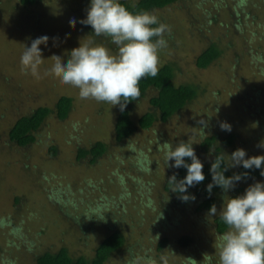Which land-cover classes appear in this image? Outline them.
Listing matches in <instances>:
<instances>
[{"label": "rangeland", "instance_id": "obj_1", "mask_svg": "<svg viewBox=\"0 0 264 264\" xmlns=\"http://www.w3.org/2000/svg\"><path fill=\"white\" fill-rule=\"evenodd\" d=\"M88 6L89 0H42L29 7L0 0V264H35L38 255L62 248L73 258H91L110 228L119 229L126 241L106 264H218L215 217L197 212L194 200L177 205L166 192L176 168L164 162L165 151L168 143L181 142L200 149L203 138L233 132L247 156L264 155L263 138L256 133L264 125V0H180L151 11L170 28L164 38L171 43L159 50V63H175L174 83L196 85L198 93L166 122L141 129L139 118L156 113L149 103L156 92L149 90L131 104L138 128L121 144L113 130L119 106L81 99L78 89L51 70L53 52L67 58L79 43L94 41L116 51L111 39L85 33L79 21ZM45 32L43 60L35 74L25 72L24 46ZM210 45L222 53L207 68H197L196 58ZM63 96L74 100L65 121L53 113L35 133L34 144L21 148L10 142L20 117L54 109ZM222 122L231 125L230 132L221 129ZM98 140L108 151L96 164L90 165L91 157L78 161L79 148ZM224 151L229 161L232 148ZM257 181L264 182L242 185ZM238 185L215 205L217 216ZM183 236L192 237V244L180 246Z\"/></svg>", "mask_w": 264, "mask_h": 264}, {"label": "clouds", "instance_id": "obj_2", "mask_svg": "<svg viewBox=\"0 0 264 264\" xmlns=\"http://www.w3.org/2000/svg\"><path fill=\"white\" fill-rule=\"evenodd\" d=\"M75 24L76 18L70 17ZM90 25L96 36H106L116 46L113 53L107 47L89 41L73 48L67 58L53 52L55 57L51 70L61 82L78 89L81 99H94L119 105L123 111L130 100H136L141 92L139 83L147 77H155L159 71V50L167 46L164 38L170 28L158 16L148 11L130 12L120 0H89L86 17L79 21ZM155 25V27H153ZM48 33L31 40L24 46L20 63L25 72L35 74L42 59L40 45L46 42ZM224 131L231 125L222 122ZM264 147V144L261 145ZM247 157V158H246ZM185 158L190 159L188 163ZM229 158L230 166L244 169H259L264 176V155L247 156L242 148L234 150ZM172 163L168 165V162ZM164 162L173 168H185L186 175L179 181L175 175L169 178L173 192L182 193L180 199L195 200L187 189L204 181L203 164L198 159L192 143L167 144ZM223 160L212 163V183L207 185L211 193L213 186L227 191L242 177L239 174L226 177ZM217 208H209V216H217ZM220 220L227 230L217 241L218 264H264V182L249 185L243 194L227 197L219 211Z\"/></svg>", "mask_w": 264, "mask_h": 264}, {"label": "trees", "instance_id": "obj_3", "mask_svg": "<svg viewBox=\"0 0 264 264\" xmlns=\"http://www.w3.org/2000/svg\"><path fill=\"white\" fill-rule=\"evenodd\" d=\"M38 1L42 0H19L21 6L23 7L33 6ZM179 1L180 0H137L133 3L126 0H120V3L124 5L130 12L137 13L141 11L151 12L154 10L164 9L170 5L176 4ZM74 11L77 10L74 9ZM83 26L85 33L91 35L94 38L98 37L94 33H92V28L90 25L83 24ZM153 27H155V25ZM105 37L106 36H104V38ZM106 38L110 39L109 37ZM94 40L96 41V39ZM167 43L171 42L168 40ZM221 53L222 50L220 47L216 45H210L196 58V67L199 69L207 68L220 56ZM175 72V63L171 61H163L159 63V71L155 77L149 76L140 81L139 88L141 95L138 99L143 98L149 90H155L156 93L150 98L149 103L156 113L150 111L143 114L138 120L139 128L148 129L156 120L166 122L172 115L179 113L197 96L198 86L189 84L176 85L174 83ZM136 100H130L129 102H127V105L123 111H121L119 107V112L113 124L114 139L117 143L121 144L123 141L130 138L138 128L134 125L133 119L130 115V106ZM73 104V98L69 96H63L57 101L54 109L42 107L38 108L30 115L20 117L14 123L9 132L10 142L15 143L21 148H25L31 144H34L35 133L40 130L47 118L54 113L60 121H65L71 112ZM256 125L258 126V124ZM262 127L263 131L259 130L256 133L259 136L261 135V138H263L264 141V134H262L264 132V125ZM236 139V134L230 132L224 136H208L203 138L199 144L200 149H198L197 146L192 145L198 159L203 164V173L205 176L204 181L195 184L194 186L187 189V193L189 195L195 196L194 201L197 203V212H208L209 208L212 205H216L219 200L223 199V197L225 196L224 193H226V191L218 186H213L211 193L207 191V185L212 183V174L210 172L211 165L216 161H219L221 159L223 160L224 164H222L221 167L227 169L224 172V175L226 177H230L236 174H239L242 177L239 182H234L235 184L239 185L229 197H236L243 194L247 187H243L242 183H246L252 179L264 180V176L260 175L259 169H244L242 166H230L224 148H232V152L236 150L238 148L235 145ZM218 141L220 142V146H216V142L218 143ZM107 151L108 146L104 142L98 140L89 148H79L77 153V160L82 161L87 157H91L90 165L92 166V164H96L97 160L102 157ZM55 153L56 149L54 146H52V148L50 149V154L54 155ZM201 153H209V155L211 156L210 159L205 160L203 158L204 156ZM256 155L257 154H254L253 156ZM185 160L188 163L191 162L188 158H185ZM174 175L176 176L177 181H179L186 175V169L183 167L176 168ZM168 181L169 179H167V181L165 182L164 189L174 197L177 205L180 203H187L188 201H192V199H189L187 202L182 201L180 197L183 194L171 191L169 189L171 187V184ZM13 202L15 207L18 204L19 199L15 198ZM106 216L109 217V215ZM106 216H104L105 219ZM183 218L186 219V216H183ZM88 219L90 220V218H87V220ZM81 222L84 226H89L88 223H85V221L82 220ZM213 225L216 229V233L219 235L227 230V226L220 220L219 216L214 218ZM104 234V238L100 241L99 244L96 245L94 255L91 258H86L85 256L73 258L69 255L68 251L65 248H62L54 253L44 252L38 255L35 258V264H106L109 257L124 246L126 239L119 229L113 230L112 228H110V232H105ZM192 240L193 238L190 236H183L179 238L178 243L182 247H187L192 244ZM166 242V239H162L161 245H164Z\"/></svg>", "mask_w": 264, "mask_h": 264}]
</instances>
